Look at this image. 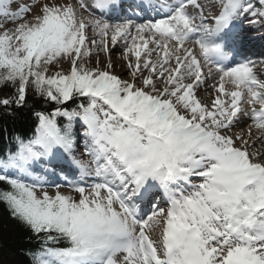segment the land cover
Segmentation results:
<instances>
[{
	"label": "snow or ice",
	"instance_id": "snow-or-ice-1",
	"mask_svg": "<svg viewBox=\"0 0 264 264\" xmlns=\"http://www.w3.org/2000/svg\"><path fill=\"white\" fill-rule=\"evenodd\" d=\"M11 3L0 108L24 107L29 89L54 105L0 157V203L40 244L31 264H264V78L237 59V23L264 27V0H164L142 22L143 0L136 19L118 0H36L31 20ZM117 45L128 79L110 56L100 66Z\"/></svg>",
	"mask_w": 264,
	"mask_h": 264
},
{
	"label": "trees",
	"instance_id": "trees-1",
	"mask_svg": "<svg viewBox=\"0 0 264 264\" xmlns=\"http://www.w3.org/2000/svg\"><path fill=\"white\" fill-rule=\"evenodd\" d=\"M3 95H12V89L0 88V96ZM81 103H86V100L82 97L74 98L65 106L73 109ZM53 107L52 104H45L43 99L37 98L29 89L24 107L16 108L13 105L11 115L8 114V109L0 108V157L16 150V137L27 140L34 135L38 122L33 115L34 112H50ZM58 123L63 126L65 120L62 117L58 118ZM78 123V121L74 123V136ZM60 246H63V243ZM38 248L40 244L37 239L13 221L6 206L0 203V264H31L30 257L25 253Z\"/></svg>",
	"mask_w": 264,
	"mask_h": 264
},
{
	"label": "rangeland",
	"instance_id": "rangeland-1",
	"mask_svg": "<svg viewBox=\"0 0 264 264\" xmlns=\"http://www.w3.org/2000/svg\"><path fill=\"white\" fill-rule=\"evenodd\" d=\"M61 3L64 2V0H60ZM69 2L73 3L74 6H76L78 8V3L77 0H69ZM87 2L89 4L92 3V0H87ZM20 5H28L29 7L32 8L31 13H24V19L25 20H31L32 17L36 14V10L38 8V4H36V0H12L11 6H10V11H16ZM79 10V9H78ZM85 15H87V13H84ZM97 14H99L97 12ZM111 19H115V18H111ZM21 21L17 20L15 23H19ZM15 23L12 22V20L9 17H3L0 16V24L3 25L2 28H0V31H3L4 29H11L15 27ZM245 27L248 28V26L245 24ZM249 29V28H248ZM263 27H259L257 26L254 30L249 29L250 31H253L252 33H250V49H249V55H252L254 53L259 54L258 59L256 57V68H257V74L262 78L263 77V69H264V45L261 46L260 45V41H261V31H262ZM89 35H91V33L89 32ZM257 46V47H256ZM260 47V48H258ZM99 56V60H100V66L104 67L108 61L109 56L111 57V60L113 62V64L115 65V72L119 75H121L122 79H128V69L125 65V62L122 59V46L121 45H117V47L113 48L112 51L110 53H104L103 51H100L98 53ZM96 61H97V53H93L92 54V58H91V64L92 66L96 65ZM63 67L65 69H67L68 65H63ZM52 71H56L55 68L52 69ZM147 74V73H146ZM209 84H207L208 86ZM203 88V86H202ZM208 88V87H207ZM210 88H208V92H210L211 90H209ZM208 92L201 90L200 92H198V96L201 97L202 99L208 98L207 94ZM248 123V121H247ZM238 131V129H236ZM83 132V127L80 123H78V126L76 127V138L78 141L79 146L77 145V147H75V154L77 156H80V154L83 152V145H84V137H82L81 133ZM84 159H87V157H83ZM39 167V166H37ZM57 183H60L61 181L59 179H57L56 181ZM62 192H69L70 189L67 186H63L60 189ZM48 191L50 194L54 193V189L53 188H48ZM164 205L162 204L161 207H163Z\"/></svg>",
	"mask_w": 264,
	"mask_h": 264
},
{
	"label": "bare ground",
	"instance_id": "bare-ground-1",
	"mask_svg": "<svg viewBox=\"0 0 264 264\" xmlns=\"http://www.w3.org/2000/svg\"><path fill=\"white\" fill-rule=\"evenodd\" d=\"M117 47V46H116ZM153 58H155V54H153ZM214 82L213 81H211V80H209L208 82H207V84H209L207 87L208 88H210L209 90H211V86H212V84H213ZM207 97H208V94H207ZM245 124H247V121H245ZM239 130V129H238ZM253 131L255 132L256 130L255 129H253Z\"/></svg>",
	"mask_w": 264,
	"mask_h": 264
}]
</instances>
